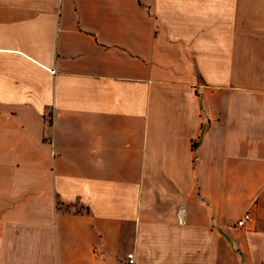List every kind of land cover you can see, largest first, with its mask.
<instances>
[{"label":"crops","instance_id":"0c3cea01","mask_svg":"<svg viewBox=\"0 0 264 264\" xmlns=\"http://www.w3.org/2000/svg\"><path fill=\"white\" fill-rule=\"evenodd\" d=\"M130 254L264 264V0H0V264Z\"/></svg>","mask_w":264,"mask_h":264},{"label":"built area","instance_id":"2783aa9c","mask_svg":"<svg viewBox=\"0 0 264 264\" xmlns=\"http://www.w3.org/2000/svg\"><path fill=\"white\" fill-rule=\"evenodd\" d=\"M52 116L49 115L48 119L50 120ZM254 220V215L252 213L251 210H248L244 216L238 221L237 225L240 228H244L246 227V225L249 222H252ZM128 264H135V255L134 254H130L128 256Z\"/></svg>","mask_w":264,"mask_h":264}]
</instances>
